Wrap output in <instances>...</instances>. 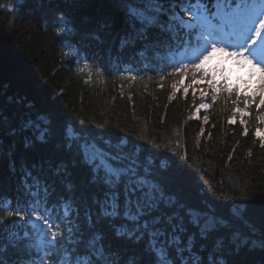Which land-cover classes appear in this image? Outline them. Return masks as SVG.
Masks as SVG:
<instances>
[{
    "label": "trees",
    "instance_id": "1",
    "mask_svg": "<svg viewBox=\"0 0 264 264\" xmlns=\"http://www.w3.org/2000/svg\"><path fill=\"white\" fill-rule=\"evenodd\" d=\"M205 4L215 11L216 0ZM157 39L163 42L167 35L159 28L145 33L118 0H0V116L35 125L22 137L3 140L0 215L17 204H38L59 225L65 246L72 230L94 227L117 264H142V245L110 239L109 224L96 220L91 193L84 196L90 174L61 135L71 129L108 141L113 150L134 149L164 180L173 200L224 218L228 235L246 238L253 225L259 235L264 229V147L254 133L257 127L264 131V123L257 122L256 107L244 117L245 136L238 114L236 123H229L232 106L225 103V94L216 102L211 95L200 96L201 90L210 92L204 81L195 98L189 89L187 98L180 91L170 99L175 80L181 87L190 80L166 76L165 86L159 87L161 69L171 71L164 64L173 62V53L157 46ZM214 66L232 83L237 81L231 70L243 69L219 54L204 65L210 74ZM202 101L209 107L197 112ZM36 127L49 131L46 143L35 139ZM68 205L71 211L65 216ZM5 223V236L32 235L31 225L18 217ZM42 255L31 249L23 259L40 264ZM223 259L227 264H264V251L244 249ZM20 260L12 250L0 254L3 264Z\"/></svg>",
    "mask_w": 264,
    "mask_h": 264
},
{
    "label": "snow or ice",
    "instance_id": "2",
    "mask_svg": "<svg viewBox=\"0 0 264 264\" xmlns=\"http://www.w3.org/2000/svg\"><path fill=\"white\" fill-rule=\"evenodd\" d=\"M118 3L145 33L159 28L167 35L163 42L154 41L173 53V62L164 64L171 71L165 73L161 69L159 87L165 86L166 76L190 80L183 87L179 79L175 80L170 99L180 91L187 98L189 89L195 98L196 87L204 81L210 92L201 90L200 96L211 95L216 102L225 94V103L232 106L229 123L235 124L238 114L240 124L245 125L242 135L248 134L244 117L250 115L252 106L259 113L257 122L264 123V0H216L215 11L207 7L205 0H118ZM217 54L226 56L237 67L247 66V79L238 76L236 83L229 82L218 66L210 74L205 62ZM208 107L202 101L196 111ZM34 126L26 120L16 122L0 116V149L5 137H22L26 129L31 131ZM49 135L47 129L40 127L34 132L35 139L45 143ZM61 135L90 174L84 196L88 198L91 193L96 220L109 224L113 233L110 239L142 245L139 249L142 264H227L223 258L238 255L241 250L264 251V229L258 236L254 225L246 238L240 234L228 235L224 218L205 207L173 200L165 190L164 180L142 163L134 149L113 150L108 141L85 138L71 129L67 135L63 131ZM254 135L264 147V131L257 127ZM69 211L71 205L64 215L68 216ZM12 217L31 225L32 235L26 233L25 239L9 232L5 236L4 229L8 227L5 221ZM97 231L87 226L74 229L71 241L65 246L59 225L53 223L46 209L42 210L38 204L23 207L17 204L15 209L0 215V245L6 240L0 254L12 250L21 256L20 264H30L23 257L31 249L43 253L39 256L40 264H117L104 245V236Z\"/></svg>",
    "mask_w": 264,
    "mask_h": 264
},
{
    "label": "rangeland",
    "instance_id": "3",
    "mask_svg": "<svg viewBox=\"0 0 264 264\" xmlns=\"http://www.w3.org/2000/svg\"><path fill=\"white\" fill-rule=\"evenodd\" d=\"M214 64V63H213ZM233 66V65H232ZM249 71L247 66H244L243 69L242 68H238V69H232L231 70V75H232V80H235L236 77H243L244 79H246L245 74ZM235 83V82H234Z\"/></svg>",
    "mask_w": 264,
    "mask_h": 264
}]
</instances>
